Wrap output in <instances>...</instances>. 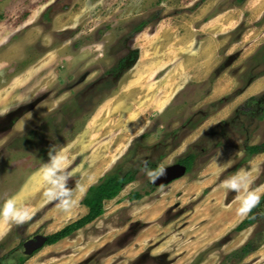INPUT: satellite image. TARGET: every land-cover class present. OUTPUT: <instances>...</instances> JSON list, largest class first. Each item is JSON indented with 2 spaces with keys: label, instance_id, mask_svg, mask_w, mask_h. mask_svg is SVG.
Masks as SVG:
<instances>
[{
  "label": "rangeland",
  "instance_id": "374dc122",
  "mask_svg": "<svg viewBox=\"0 0 264 264\" xmlns=\"http://www.w3.org/2000/svg\"><path fill=\"white\" fill-rule=\"evenodd\" d=\"M245 2L0 0V204L14 197L32 213L21 224L0 218V258L14 251L6 264H17L33 234L49 236L84 216L89 186L126 172L133 181L103 202V213L61 239L73 245H46L21 264H264V243L243 259L232 255L264 233V217L234 232L246 216L237 214L241 197L264 194V85L254 102L236 96L264 75V11L241 15L218 36L206 80L161 92L176 54L200 49L202 34L189 35L202 25L195 18ZM217 82L230 91L211 93ZM248 145L262 152L249 156ZM54 152L65 157L72 198L98 170L77 203L81 213L64 221L43 195L41 168ZM190 154L183 177L149 184L145 168ZM237 172L246 174L243 187L225 189ZM132 192L141 198L129 199Z\"/></svg>",
  "mask_w": 264,
  "mask_h": 264
},
{
  "label": "crops",
  "instance_id": "0c3cea01",
  "mask_svg": "<svg viewBox=\"0 0 264 264\" xmlns=\"http://www.w3.org/2000/svg\"><path fill=\"white\" fill-rule=\"evenodd\" d=\"M262 11H264V0H246L242 7L234 6V9H225L213 17V19L207 20L204 18L208 10L201 14V18H195V21L202 19V25L198 30L195 29V31H190L189 35L191 37L202 34L203 37L199 46L200 49L197 52L194 51L192 54H189L190 56L186 58L180 56V54H176L177 58L169 62L171 71L167 74L168 76L164 77L167 78L168 81L167 87L161 91L163 95L169 96L181 91V89L189 83H200L206 80L210 75L212 65H214V57L207 56V53L209 55L214 54V50L222 45L220 41H218V36L229 31L231 27L241 21V15L243 16L245 13L249 15L260 14ZM177 46L178 48H183V45L179 43ZM164 68H166V64L162 67V69ZM227 85L228 84H224L223 82L221 84L218 83L213 87L211 93H215L218 88V90H223L222 95L226 94L230 91ZM263 85L264 75L253 80L236 96H244L245 98L243 99L247 100L257 95L260 90H262Z\"/></svg>",
  "mask_w": 264,
  "mask_h": 264
},
{
  "label": "trees",
  "instance_id": "16d2710c",
  "mask_svg": "<svg viewBox=\"0 0 264 264\" xmlns=\"http://www.w3.org/2000/svg\"><path fill=\"white\" fill-rule=\"evenodd\" d=\"M141 24L138 26L140 30ZM225 98L219 100L222 103ZM257 100L255 97L248 99L249 102ZM251 110L248 108L244 111L245 114H250ZM247 155L252 156L262 152L260 146L252 145L244 148ZM194 155L190 154L180 159L179 161L184 164L186 171L188 172L194 162ZM133 181V174L126 172L122 175L118 173H111L105 175L99 179L96 184L88 187L80 204L87 209V213L74 222L64 226L61 230L51 234L47 237L46 245L54 244L61 239L70 236L75 231L83 228L85 225L91 223L97 217L103 213V202L115 198L125 185ZM129 199L136 200L141 198V194L138 192H132L129 194ZM264 217V194L261 196L260 202L252 208V210L239 222L234 228V232H241L248 227L254 225L259 219ZM264 243L263 230L256 231L239 249L235 250L232 255L237 256L239 259H243ZM13 250L8 252L5 256L0 258V264H6V259L13 256ZM10 255V256H9ZM26 256L21 255L17 259V264H21L25 260Z\"/></svg>",
  "mask_w": 264,
  "mask_h": 264
},
{
  "label": "clouds",
  "instance_id": "9594fccd",
  "mask_svg": "<svg viewBox=\"0 0 264 264\" xmlns=\"http://www.w3.org/2000/svg\"><path fill=\"white\" fill-rule=\"evenodd\" d=\"M64 159L65 157L60 153H52L48 162L42 165L41 176L45 184L43 193L45 198L50 202H55L56 207L61 211H69L76 201L72 198L71 189L65 186L68 175L62 167ZM164 170L163 165H158L155 169L145 168V174L149 182L154 184L164 174ZM246 179V174L237 172L227 177L222 183L225 189L239 191ZM260 199L261 195L256 192H245L240 199L237 214L242 217L247 215L260 202ZM31 214L26 206L18 205L14 197H9L0 204V218L5 221L21 224L30 219Z\"/></svg>",
  "mask_w": 264,
  "mask_h": 264
},
{
  "label": "water",
  "instance_id": "95a60500",
  "mask_svg": "<svg viewBox=\"0 0 264 264\" xmlns=\"http://www.w3.org/2000/svg\"><path fill=\"white\" fill-rule=\"evenodd\" d=\"M186 174V167L181 164H172L166 166L164 174L160 176L154 184L150 183L153 186H162L169 184ZM47 237L45 235H36L34 238L29 239L24 242V255L32 256L35 252L39 251L45 246Z\"/></svg>",
  "mask_w": 264,
  "mask_h": 264
},
{
  "label": "bare ground",
  "instance_id": "6f19581e",
  "mask_svg": "<svg viewBox=\"0 0 264 264\" xmlns=\"http://www.w3.org/2000/svg\"><path fill=\"white\" fill-rule=\"evenodd\" d=\"M95 157V156H94ZM97 158H94V160H96ZM98 173V170H94L92 173H90V176L88 177V179H86L84 182L85 183H81L78 187H77V189L75 190V192H74V196H73V199L76 201V203L74 204V206L69 210V211H61L60 213H59V215H61L60 217H62L61 219H60V221H64V220H69V219H72V218H75V217H77L81 212H80V210L78 209V207H77V203H78V201H79V199H80V197L83 195V193L85 192V190H86V188L88 187V183H89V181L94 177V176H96V174ZM161 206H162V203L160 202L159 204H157L156 205V208H161ZM156 213H158V212H156ZM58 215V216H59ZM151 233L152 232H148V233H145V234H143L142 235V238L143 237H150L151 236ZM69 245H73V244H71V243H68L66 240H61L60 242H59V244H58V247H60V249H62V248H66V247H68ZM196 245H198V244H196ZM92 247H94L93 245H89L86 249H85V252L86 251H88V250H90ZM195 248V247H194Z\"/></svg>",
  "mask_w": 264,
  "mask_h": 264
},
{
  "label": "flooded vegetation",
  "instance_id": "af4514ba",
  "mask_svg": "<svg viewBox=\"0 0 264 264\" xmlns=\"http://www.w3.org/2000/svg\"><path fill=\"white\" fill-rule=\"evenodd\" d=\"M174 164H181V165H184L183 163H181L179 160L177 161V162H175ZM145 166H149L148 165V163H145L144 164ZM186 173H187V171H186ZM149 184H150V182H149ZM151 185V184H150ZM140 194V193H139ZM36 235H44V234H41V233H35V234H33L32 236H30L29 238H27V240H29V239H32V238H34ZM46 237H48L47 235H45ZM26 240V241H27ZM23 244H24V242L21 244V252H23V255H24V247H23ZM45 246H46V242H45ZM26 256V255H25Z\"/></svg>",
  "mask_w": 264,
  "mask_h": 264
}]
</instances>
